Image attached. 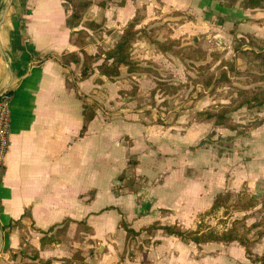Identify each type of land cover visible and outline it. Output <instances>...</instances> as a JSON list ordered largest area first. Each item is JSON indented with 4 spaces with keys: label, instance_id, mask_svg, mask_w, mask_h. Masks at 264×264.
<instances>
[{
    "label": "crops",
    "instance_id": "1",
    "mask_svg": "<svg viewBox=\"0 0 264 264\" xmlns=\"http://www.w3.org/2000/svg\"><path fill=\"white\" fill-rule=\"evenodd\" d=\"M91 1L83 21L104 24L97 32L89 31L85 50L91 55L98 47H114L140 9L145 10L142 27L167 24L159 39H179L184 46L216 40L235 29L248 34L243 29L247 26L256 37L264 33L254 18L257 11L242 10L239 2ZM6 2L0 0V93L9 88L13 100L10 148L0 182L2 264H39L33 259L35 251L41 260L56 259L53 264H63L79 251L85 261L72 264H118L114 237L126 245L123 218L135 231L162 220L163 211H170L166 219L173 223L192 224L211 210L219 194L250 191L256 183L262 188L264 163L236 165L215 148L198 146L209 123L147 113L131 103L120 106L122 93L133 96L134 87L137 98L150 92L155 87L151 75L128 74L123 68L114 81L98 85L96 73L78 84V93L70 88V69L59 59L81 48L71 41L63 0H14L3 18ZM134 56L145 65L157 64L174 82H185L184 64L157 53L146 40L135 44ZM73 70L77 77L79 71ZM108 109L117 112L110 115ZM86 118L90 120L84 129ZM131 181L134 187H128ZM76 222H86L95 235L76 242ZM45 234L60 243L41 249ZM90 239L96 243H88ZM167 244L162 242L157 254H166ZM154 253L143 264H170L169 258H155Z\"/></svg>",
    "mask_w": 264,
    "mask_h": 264
},
{
    "label": "trees",
    "instance_id": "2",
    "mask_svg": "<svg viewBox=\"0 0 264 264\" xmlns=\"http://www.w3.org/2000/svg\"><path fill=\"white\" fill-rule=\"evenodd\" d=\"M64 7L68 13L66 20L67 27L71 30V41L73 44L81 48L80 53L65 52L60 57V63L63 67L71 69L75 66L79 71L76 81L72 82L69 78L67 84L70 88L75 89L78 93V84L98 74L95 78V83L98 85L104 84L105 80L114 81L122 74V69L126 68L128 74H149L155 81V87L150 91L152 98L157 95L162 97H175L179 94L181 84H176L172 81V77L165 78L159 71L160 67L152 61L146 62L137 60L134 56V46L140 40H146L157 53L163 55H171L176 60L186 63V61H197L204 55L202 50H194L186 46H182L179 41L166 39L161 41L159 39L161 27L148 28L142 27V21L145 18V10L140 9L136 15L129 21L123 29L118 43L105 50L98 47L97 53L89 54L85 47L88 45V37L90 32H97L104 26L103 23L96 21H83L84 15L93 5L91 0H63ZM225 4V2H224ZM100 5L107 6V2ZM226 6H233L225 4ZM239 8L246 11H257L264 9V0H243L239 2ZM250 40L256 38L249 36ZM257 40V39H256ZM259 41V40H258ZM252 44V42L250 43ZM246 59V68L241 70L237 66L234 59L228 61L223 59L214 68L209 69L204 75L198 78H190V82L197 92V99L200 100L205 96H209L215 102L204 112L196 113L195 117L201 122H207L212 125V135L218 128H230L237 130L235 126L230 124V116L241 109H263L264 108V47L248 46L247 49L241 52ZM201 86L202 92H198L197 86ZM194 92V93H195ZM138 88L134 87L133 95H137ZM79 95V94H78ZM80 96V95H79ZM87 117V114L85 113ZM195 118V119H196ZM89 118L85 120V126L89 122ZM83 134V132H82ZM211 135V136H212ZM208 137V136H207ZM204 140V139H203ZM202 140V141H203ZM208 140H205L207 142ZM132 163V162H131ZM123 177L121 176L120 179ZM232 197V192L219 194L212 205L210 211H216L224 207ZM256 199L250 197L245 203L236 201L234 206L240 211H246L256 206ZM163 213H170V211H163ZM77 230L75 233V241L83 242L86 238L94 236L95 232L92 227L88 226L86 222H76ZM122 225L126 231V238L128 239L132 234L137 232L130 227V224L125 218L122 220ZM248 227L244 220H235L232 227L223 233L215 231H204L198 226L196 230L183 229L179 225H161L157 222L151 224L146 228L148 233H153L156 230H163L169 236L181 239L186 243H194L197 246H202L209 243L230 244L237 242L245 250L246 255L254 264H264V255L254 256L252 247L255 240L249 236L251 228ZM245 229L247 233H242ZM263 236V234H261ZM60 237V234L58 235ZM24 240V237L22 238ZM60 243L59 238L54 236L49 237L45 234L42 239V247L44 249L48 243ZM88 243L95 244L92 239ZM93 253V251H91ZM33 259L39 261V264H53L56 259L41 260L40 251L33 253ZM85 258L82 253L76 252L71 258H66L63 264H72L79 261L84 262Z\"/></svg>",
    "mask_w": 264,
    "mask_h": 264
},
{
    "label": "rangeland",
    "instance_id": "3",
    "mask_svg": "<svg viewBox=\"0 0 264 264\" xmlns=\"http://www.w3.org/2000/svg\"><path fill=\"white\" fill-rule=\"evenodd\" d=\"M242 1L243 0H223L225 4L233 6L236 2ZM254 14L256 15L254 18H257L256 20H258L257 23L264 26V9L257 10ZM183 21L184 20L181 22ZM172 25L176 26L174 23H172ZM168 26L169 25L165 24L157 27H161L163 30L164 28H169ZM149 29L151 28H148V30ZM243 29L249 31V33L239 35L235 29L227 31L223 36H220V38L216 40H212L211 37L209 40L202 39L198 43L186 46L194 50H202L204 55L199 57L201 59L197 61L188 60L186 63H183L188 73H186L184 83L174 82L172 80L176 84H181L180 92L175 97H162L161 95H157L155 98H152L150 92H142L144 96L137 98L140 94L139 92L137 95L133 96L130 92L126 95L122 93L120 106L131 103L136 104L139 109H144L147 113H170L171 119H173L174 115H177L176 118H182V115H186L188 122L194 120L196 118V113L202 111L204 112L215 102L211 97L205 96L202 98L206 99L205 102L200 104L202 99H197V92L193 91L196 89L190 82V78H198L204 75L209 69H214L223 59L230 61L235 58L238 68L243 70L246 68L247 64L244 55L241 53L242 50H245L248 46L252 45L253 47H264V33L259 34L258 38L255 34L250 32V26ZM249 34L257 40H250ZM175 41H179L182 45V42L179 39ZM251 42L252 44H250ZM71 68L75 69L76 67L72 66ZM73 69H70L69 73L71 81L75 82L77 80L75 77L76 72ZM160 72L165 78L171 77L169 74H166L167 72ZM197 90L198 92L203 91L199 85L197 86ZM203 105L204 107H202ZM91 106L93 107L95 105L92 104ZM109 112L111 113L110 115H112L117 111L112 110ZM196 120L197 122L204 123L197 118ZM230 124L235 126L237 130H231L230 128H218L215 131V135L211 134L213 130L212 125H208L209 129L204 133L198 142V146L200 148L207 145L213 147L216 149V152H219L226 158L228 157L230 160L235 161V163H237L236 165H241L243 162L248 161H251L252 166L263 164L264 108L253 110H248L246 108L241 109L230 116ZM251 132H253L252 135ZM230 134H234V137H231L232 135ZM248 139L250 141L251 148L248 143ZM205 140L208 141L205 142ZM132 185L134 187V183H132V181L128 183V187H131ZM258 189L260 192H264V185H262L261 188L258 187L256 183L250 191L240 190L238 192H232L231 200L224 207H221L216 211H207L206 213H203L201 216H198L192 224L183 225L173 223V220L166 219L169 215L168 213H163V217L161 218L162 220L157 221V223L161 225L177 224L181 228L189 230H196L199 226L204 231L223 233L232 227L235 220L245 219V223L248 227L256 226L251 228V233L249 234L250 238L256 241L252 247L254 256L264 255V195L255 198L257 200L256 206L246 211H240L234 206L236 201L245 203L250 197H254V194ZM150 225L151 223L149 226ZM147 226L148 225L139 228V230L136 228L138 230L136 231L137 233L132 234L126 240L125 246H123V240L118 239L117 236L114 237V241H116L119 245L116 249L118 254V257L116 258H118L119 263H147V261L151 258V254L155 252V258H158L157 256H165L169 258L170 264H178L179 259L181 260V264H254L246 255L244 248L237 242L230 244L209 243L197 246L194 243H186L179 238L168 236V234H166L163 230H156L150 234L146 231ZM241 232L247 233L245 229L241 230ZM261 234H263V236H261ZM164 241L168 243L166 245L168 249L165 250L166 254H157V251L155 250H157V247ZM0 264H2L1 261Z\"/></svg>",
    "mask_w": 264,
    "mask_h": 264
},
{
    "label": "built area",
    "instance_id": "4",
    "mask_svg": "<svg viewBox=\"0 0 264 264\" xmlns=\"http://www.w3.org/2000/svg\"><path fill=\"white\" fill-rule=\"evenodd\" d=\"M13 94L7 90L0 96V182L6 169V157L10 148Z\"/></svg>",
    "mask_w": 264,
    "mask_h": 264
},
{
    "label": "water",
    "instance_id": "5",
    "mask_svg": "<svg viewBox=\"0 0 264 264\" xmlns=\"http://www.w3.org/2000/svg\"><path fill=\"white\" fill-rule=\"evenodd\" d=\"M14 0H7L6 2V7H5V10H4V16L3 18H5L9 12V9L11 7V5L13 4ZM4 19H2L3 21ZM9 88L5 89L3 92L0 93V96L5 93ZM261 195H264V192H260V190L258 189L257 192L254 194V198H258L259 196ZM3 236H2V232L0 230V252L2 250V247H3Z\"/></svg>",
    "mask_w": 264,
    "mask_h": 264
}]
</instances>
